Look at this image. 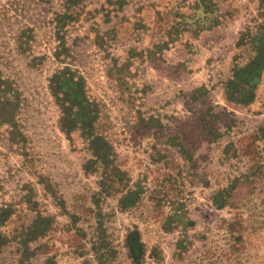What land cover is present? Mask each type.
Here are the masks:
<instances>
[{
  "label": "rangeland",
  "instance_id": "1",
  "mask_svg": "<svg viewBox=\"0 0 264 264\" xmlns=\"http://www.w3.org/2000/svg\"><path fill=\"white\" fill-rule=\"evenodd\" d=\"M0 264H264V0H0Z\"/></svg>",
  "mask_w": 264,
  "mask_h": 264
}]
</instances>
